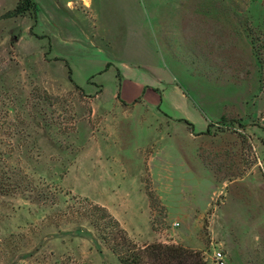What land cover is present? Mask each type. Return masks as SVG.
I'll return each instance as SVG.
<instances>
[{
  "label": "rangeland",
  "instance_id": "obj_1",
  "mask_svg": "<svg viewBox=\"0 0 264 264\" xmlns=\"http://www.w3.org/2000/svg\"><path fill=\"white\" fill-rule=\"evenodd\" d=\"M19 1L0 0V264H121L85 201L106 207L138 245H182L221 264L215 253L230 254V242L238 251L226 264H264V0H137L130 21L121 0H92L94 13L91 0H33L35 9L6 17ZM140 41L210 123L180 138L204 163L197 181L180 161L168 179L159 162L152 175L148 167L183 123L142 96L116 97V64L154 78L136 63L154 58L128 51ZM107 62L114 69L100 74ZM177 101L171 114L199 127ZM172 207L191 218L175 224ZM219 207L241 225L215 227L211 243L202 214Z\"/></svg>",
  "mask_w": 264,
  "mask_h": 264
},
{
  "label": "crops",
  "instance_id": "obj_2",
  "mask_svg": "<svg viewBox=\"0 0 264 264\" xmlns=\"http://www.w3.org/2000/svg\"><path fill=\"white\" fill-rule=\"evenodd\" d=\"M123 4H125L127 8V16H128V21L133 20L132 15H130V8L132 7V4L137 3V0H121ZM92 13H94L93 4L92 0L90 1L89 4ZM135 4L133 5L134 8ZM134 20H136V15L134 16ZM139 22V19H137ZM136 21V22H137ZM135 23V29L136 34H142L141 29L139 30V25L138 22ZM141 42V41H140ZM139 42V43H140ZM133 44L129 42L128 44V51L133 52L134 51H144L146 53V57L148 58L151 57L154 60L157 59V63H154L153 61L150 63V61H147L146 63H143V59H139L136 61V63L139 64L141 67H146L150 68L153 72V77L152 79H142L140 75H129L126 73L125 69L121 66H118L116 63V73H115V78H116V88L117 93L115 91L116 97L120 99V97L126 102L130 103L134 100L137 99V97L142 96L144 99V103H149L150 105H153L158 107L159 105L161 108L166 112L165 119L166 121L172 122L173 124L176 122H181L183 123L182 125L184 126V130L181 132L175 131L174 129H171L172 132L170 134L167 133V139H170V142L166 144H162L161 142H158V145L156 146V149L148 155V167L150 170V173H154V163L157 161L160 164V170L162 173L163 178H172L173 174V166L174 164L182 163L184 165V173L190 176L191 178L195 179L196 181L201 179L203 169L205 168L204 163L202 159L198 156V154L194 151L193 147L187 148V151L184 152L183 149V142L180 140V138L188 137V135H192L195 133V130H200L199 134L202 133H207L208 129L210 130V123H208L205 118L203 117L202 113L196 106L194 105L192 99L185 95L181 88L177 85V83L173 80L166 79L164 78V73L162 72L163 69L161 66V57L157 56L156 52L157 49L153 48L149 43L141 42L140 44ZM153 55V57L151 56ZM111 60V59H107ZM146 60V59H145ZM144 60V61H145ZM114 66V67H115ZM113 65L110 62H107L105 65L104 70L100 73L103 74L106 72L109 68H113ZM118 71L120 72V76L118 77ZM98 74V75H100ZM103 87V85H102ZM177 101L179 103H185L186 100L188 101V105L192 107L194 110V113L199 114V127L197 126V123L190 117L182 116V115H175L173 116L170 112L169 101ZM168 104V105H167ZM176 119V121H174ZM188 120L189 122L194 124V130L190 129L188 124L184 121ZM198 129H196V128ZM161 128V127H160ZM138 130V129H137ZM157 130V129H156ZM159 130V129H158ZM169 130V129H168ZM201 130H205L201 131ZM198 132V131H197ZM161 136V135H160ZM149 141V140H148ZM146 143L143 142L141 145L146 148ZM120 155V154H119ZM156 170V169H155ZM213 178H216L215 176ZM160 195V194H159ZM179 209V207H178ZM177 208L174 209L172 207L170 211V215L173 220H175V224L183 223L187 218H191L190 213L186 214L185 212L179 211ZM147 212L150 211V206L148 204V208L146 210ZM175 213V214H173ZM197 213V211H196ZM208 215V227L210 228L211 232V243L215 242V236L212 229L215 227H220V228H237L241 224L239 223L238 219V214L235 210L229 208V207H219L217 210L215 209L213 212L208 214L207 212L202 214V217L205 215ZM195 215L194 217H196ZM195 220L200 221L197 217ZM227 246V251L230 254H224L225 256H228L230 260L234 259L233 253L235 251H238V248H236V245L234 243L226 242ZM239 246V245H237ZM242 264H247L246 259H240ZM224 264L226 262L224 261Z\"/></svg>",
  "mask_w": 264,
  "mask_h": 264
},
{
  "label": "trees",
  "instance_id": "obj_3",
  "mask_svg": "<svg viewBox=\"0 0 264 264\" xmlns=\"http://www.w3.org/2000/svg\"><path fill=\"white\" fill-rule=\"evenodd\" d=\"M31 8L35 9L33 0H20L17 6L6 13V17L24 15ZM35 14V13H34ZM36 18V15H34ZM69 79L82 90L72 76V68L67 62ZM118 77L120 72L118 71ZM190 129L194 130V124L184 120ZM209 132V129L208 131ZM147 195L152 199V191ZM84 214L94 217V227L98 230L101 239L117 255L121 264H207L200 250L184 247L176 244L150 243L138 245L123 227L120 221L111 214L108 209L98 203L85 201Z\"/></svg>",
  "mask_w": 264,
  "mask_h": 264
},
{
  "label": "built area",
  "instance_id": "obj_4",
  "mask_svg": "<svg viewBox=\"0 0 264 264\" xmlns=\"http://www.w3.org/2000/svg\"><path fill=\"white\" fill-rule=\"evenodd\" d=\"M224 254L221 251H217L215 253V258H217L218 262L224 264Z\"/></svg>",
  "mask_w": 264,
  "mask_h": 264
}]
</instances>
